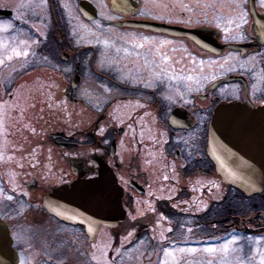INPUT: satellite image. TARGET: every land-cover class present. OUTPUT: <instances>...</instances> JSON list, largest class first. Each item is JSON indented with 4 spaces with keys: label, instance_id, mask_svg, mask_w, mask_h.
Returning a JSON list of instances; mask_svg holds the SVG:
<instances>
[{
    "label": "flooded vegetation",
    "instance_id": "af4514ba",
    "mask_svg": "<svg viewBox=\"0 0 264 264\" xmlns=\"http://www.w3.org/2000/svg\"><path fill=\"white\" fill-rule=\"evenodd\" d=\"M113 2L72 0L75 26L61 9L63 0L0 6L11 11L3 21L14 26L17 47L27 57L15 55L20 60L3 72L12 86L8 91L0 82V104L20 91L19 78L41 72L50 102L58 103L55 94H62L89 113L84 129L54 131L41 143L61 151L45 172L59 181L41 184L28 172L26 180L7 187L15 199L1 201L0 217L9 226L17 264H122L113 250L129 251L136 243L139 264H186L188 258L201 264L210 257L208 245L233 236L234 247L259 237L254 245L264 253V183L250 193L226 184L217 173L221 149L211 142L213 114L227 104L251 113L250 131L264 135V0ZM153 26L191 31L193 37ZM86 77L92 88L77 97ZM61 160L69 166L74 161V168L61 170ZM103 170L121 189L123 215L101 223L91 240L87 231L97 226L94 220L59 219L44 197L51 188L86 182ZM102 243L107 248L99 263Z\"/></svg>",
    "mask_w": 264,
    "mask_h": 264
},
{
    "label": "rangeland",
    "instance_id": "374dc122",
    "mask_svg": "<svg viewBox=\"0 0 264 264\" xmlns=\"http://www.w3.org/2000/svg\"><path fill=\"white\" fill-rule=\"evenodd\" d=\"M9 1L0 0V4L7 5L5 2L9 3ZM61 9L63 13H66L69 23L75 26L77 21L72 0H63ZM5 24L7 23L0 22V28L3 27L2 32L4 34L1 35L0 33V82L4 84L3 87L6 90L10 91L12 83L9 84V81L11 77H6L7 73L3 74V72L16 60H20L15 55L20 53L21 50L17 47L19 35H17V31L14 32L11 29L14 26L11 23ZM18 56L22 57L21 54ZM22 58L26 60L27 57L23 55ZM209 65L213 68L217 64L211 63ZM29 74L24 79L19 78L17 80L18 86H22L20 91L13 92L12 99L6 101L4 106L0 104V203L2 200L10 203L15 199V197L12 198L9 189L6 190L3 186H13L21 183L28 172L33 174L41 184L59 181L56 177L48 179L45 173L48 172L51 165L57 164L56 160H58L61 152L54 146L41 144L45 135L58 130L74 134L73 131L84 129L88 125V122L85 121V117L89 116L87 106L75 105L62 97V94H60L61 97L59 94H55L57 96L55 100L59 99L58 103L50 102L51 98H49L43 86L45 83L43 74L41 72H30ZM53 77L61 82V79L57 76ZM91 88L90 78L86 77L75 94L77 97H81L85 91L87 92ZM8 91L4 92V97L7 96ZM0 100H2L1 97ZM80 116L82 118H79ZM67 165V162L61 160L58 167L65 172H69ZM17 194L18 191H15V196ZM19 214V211L16 214H11L10 218L15 219ZM14 225L21 228L16 224ZM22 235L25 240L29 238L24 231ZM258 238H251L248 245H238L236 247L230 245L227 255L222 252L210 253V257L201 264H237L238 261H243L244 264H257L254 261V256L259 262H261V257L264 256L259 246L254 245ZM262 238L264 239V237ZM118 245L121 246L123 243ZM93 246L97 247L98 242ZM99 248L100 255L97 256V261L100 263L107 246L102 243ZM181 251V248L177 249L178 253ZM141 252L139 244L136 243L134 248L129 251H122L119 246L116 247L113 250V256L117 263L139 264ZM218 253L220 254L218 255ZM149 257L153 262L154 255L150 253ZM186 261V264H193L194 262L192 258H188Z\"/></svg>",
    "mask_w": 264,
    "mask_h": 264
},
{
    "label": "water",
    "instance_id": "95a60500",
    "mask_svg": "<svg viewBox=\"0 0 264 264\" xmlns=\"http://www.w3.org/2000/svg\"><path fill=\"white\" fill-rule=\"evenodd\" d=\"M125 1L114 0L118 6H122ZM5 14V11H0V16ZM150 28L171 35L193 37L191 31L183 29ZM252 118L251 113L241 114L237 105L227 104L215 111L211 123V142L221 149L216 157L217 173L225 183L246 193L260 191L264 183V135L250 131L254 121ZM52 198L61 200L64 209L68 206L78 216L74 217L81 221H89L93 217L98 221H106L123 215L120 189L114 177L104 170L97 178L86 183L56 190ZM64 209H57L53 213L64 215ZM11 245L9 230L0 219V264H16Z\"/></svg>",
    "mask_w": 264,
    "mask_h": 264
},
{
    "label": "snow or ice",
    "instance_id": "6c2138e0",
    "mask_svg": "<svg viewBox=\"0 0 264 264\" xmlns=\"http://www.w3.org/2000/svg\"><path fill=\"white\" fill-rule=\"evenodd\" d=\"M241 20L243 21V17H241ZM229 23H231V21H229ZM225 32L228 31L227 28L224 29ZM21 53H17V55H19ZM165 59H167V57H165ZM176 77H173V79H175ZM189 79H191V77H189ZM238 239V237L233 236L231 237L230 240L225 241L223 244L217 246V245H208L205 249V251L210 252L215 254L217 251L224 253L225 255L228 254V249L229 246L232 244L233 241H236ZM192 251H194V249H192ZM237 264H244L243 261H238ZM261 264H264V256L261 257Z\"/></svg>",
    "mask_w": 264,
    "mask_h": 264
}]
</instances>
